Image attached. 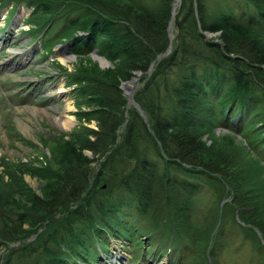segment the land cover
Masks as SVG:
<instances>
[{
    "label": "trees",
    "instance_id": "16d2710c",
    "mask_svg": "<svg viewBox=\"0 0 264 264\" xmlns=\"http://www.w3.org/2000/svg\"><path fill=\"white\" fill-rule=\"evenodd\" d=\"M154 1L158 3L155 7ZM173 1L39 0V3L45 8L56 4L64 9L60 14L65 17L63 24L71 20L74 29V33H68L69 39H73V51L86 53L98 48L106 57L123 61L131 70L146 71L169 45L168 22ZM227 5V9L224 6L209 12L204 0H182L176 8L178 40L171 54L157 60L153 76L144 80L143 87H153V79L156 77L158 82L172 66L181 68V73L171 92L159 101L157 95L153 96L155 100L147 99L138 91L136 99L150 116L148 126L136 107L126 116L128 99L118 82L95 69L74 70L82 94L86 99L91 97L92 106H97L91 115L101 119L97 129L88 128V134L93 133L94 138L88 139L86 145L106 156L99 160L96 171L87 168V163L67 164L57 172L60 188L50 198L23 187L22 195L34 202L40 213L9 211L0 194V244L11 247L12 242L20 243L9 249L4 264H69L70 259L90 257L96 235L104 236L101 224L111 220L119 226L125 205L143 213L154 212V216L160 211L170 216H176L171 214L173 211H185L189 208L188 200L182 201L183 204L176 200L177 196L188 197V193L183 188L180 193L179 185L170 178L172 166L190 163L186 171L196 175L194 165L200 163L208 168L206 171L221 176L234 196L240 193L239 179L233 171L235 161L230 155L211 158L204 153L201 133L196 129L210 118L213 96L220 99L223 108L233 106L245 112L259 96L256 90L264 95V0H228ZM73 14L77 16L73 18ZM236 14L242 15V22L236 19ZM53 17L56 16L50 20ZM201 29L223 30L224 37L222 41L208 38ZM80 31L87 34L82 37ZM125 119L126 126L118 142V128ZM150 147L154 148L153 153ZM151 154L159 156L161 164ZM240 200L248 201L244 197ZM250 205L254 203L244 206ZM253 211L243 209V219L264 231ZM22 216L33 219L32 228L21 227ZM116 230L126 233L121 227ZM20 252L28 253L29 257L21 256ZM194 252L201 254L199 250Z\"/></svg>",
    "mask_w": 264,
    "mask_h": 264
},
{
    "label": "rangeland",
    "instance_id": "374dc122",
    "mask_svg": "<svg viewBox=\"0 0 264 264\" xmlns=\"http://www.w3.org/2000/svg\"><path fill=\"white\" fill-rule=\"evenodd\" d=\"M181 1L176 0L177 7ZM204 1L209 12L218 11L224 6L227 9L228 6V0ZM153 3L154 7L158 4L156 1ZM41 4L39 0H0V194L3 203L12 212L41 211L34 202L22 195L23 187L27 186L29 191L50 198L60 188L56 174L67 164L87 163L86 167L93 170L100 165L101 155L88 148L86 143L88 139L94 138L93 133L88 134V128L97 129L101 119L98 115H91L97 106H92L91 97L86 99L82 94L83 89L74 77L75 69L81 72L91 69L99 71L108 79L118 82L126 98L129 97V91L124 88V83L132 81L133 97L142 91L147 99L155 100L153 96L157 95L158 101L161 96L165 97L166 93L171 92V86L181 73V68L172 66L158 82L156 77L153 79V87H143L144 80L153 76V68L146 71L131 70L123 61L108 57L111 62L102 65L99 57L94 55V50L86 53L73 51L72 44L66 42L74 29L71 20L63 24L65 17L60 14L64 9L58 8L56 4L49 8ZM53 15L55 19L50 20ZM175 15L176 12L168 27V32L173 33L172 49L163 57L171 54L178 40ZM76 16L73 14V18ZM236 19L241 21L242 15L236 14ZM16 23L20 26H15ZM41 25L44 27L40 29ZM210 32L205 36L222 41L223 30ZM80 35L83 37V32ZM98 53L104 55L99 50ZM64 57L70 59L65 60ZM56 87L63 88L57 92ZM24 91L26 93L22 95ZM224 92L225 87L222 88ZM256 92L259 96L255 98L250 113L245 117L242 115L239 123V115L232 113L230 107L223 108L220 99L213 96L210 118L196 128L201 133L204 153L211 158L230 155L237 164L233 171L237 175L236 179H239L240 193L235 195L239 197H234V191L223 183L221 176L206 171L208 168L205 165L193 164L196 166V175L186 171L190 163H182L177 168L172 166L169 176L179 185L178 191L182 193V187L189 193L186 198L177 196L176 201L183 204L182 201L187 199L189 208L171 213L176 216L161 211L154 216L151 211L143 213L128 208L129 212L124 216L126 218L119 224L129 233L119 238L121 245L114 249L124 247L126 255L134 256L133 264H136L142 253V243H138V240L142 242V239L139 233L138 239L133 232L143 228L153 240L165 245L172 243L170 245L176 249L173 250L175 254L182 251V243H189L192 250L202 253L198 256L196 252L191 254L190 250H185L182 260L188 257V264H195V261L196 264H264V243H259V238L257 240V228H248L239 220L236 211H240V219L245 220L242 210L250 213L253 209L255 218L264 226V95L261 90ZM128 105L131 106H127L126 112L136 107L134 103ZM137 110L142 118L145 115L144 123L147 126L151 124L150 116L140 107ZM63 121L70 125L63 126ZM125 124L126 120L121 123L118 132H124ZM150 150L153 153L154 148L150 147ZM151 155L157 157L156 161L161 164L159 156ZM168 192L171 194L170 190ZM242 197L248 201L243 202L240 200ZM249 203L254 205L244 206ZM22 219V228L33 227V219L26 220L24 216ZM262 233L261 238L264 240V231ZM113 236L116 235L101 236L98 233L99 241L96 243L99 246L110 244L116 238ZM13 243L9 245L18 246V243ZM99 246L96 245V248ZM11 247L0 244V264L5 262V255ZM155 247V242L150 243L149 251ZM107 249L99 251V263L87 262L80 257L73 262L104 264L105 252L109 251ZM19 254L29 257L25 252Z\"/></svg>",
    "mask_w": 264,
    "mask_h": 264
},
{
    "label": "bare ground",
    "instance_id": "6f19581e",
    "mask_svg": "<svg viewBox=\"0 0 264 264\" xmlns=\"http://www.w3.org/2000/svg\"><path fill=\"white\" fill-rule=\"evenodd\" d=\"M15 52V51H14ZM17 53V52H16ZM20 52H18L17 54H19ZM64 54L65 53H63V54H61V57H63L64 56ZM95 56H98L99 57V60H100V62H101V64L102 65H107L108 64V61L106 60V59H103V58H101V56H100V54H95ZM27 56H25V58H26ZM25 58H23L22 60H25ZM64 59L65 60H69L70 59V57H64ZM133 84H132V81H128V82H126V83H124V88L127 90V91H129V92H131L132 91V89H133ZM57 89H56V91L57 92H59V91H61L62 90V88L61 87H56ZM52 93V92H51ZM68 122H64L63 121V126H68ZM70 125V124H69ZM118 249H120V248H118ZM117 252V251H116ZM107 257H109L108 259H107V261L108 262H112L113 261V257H111V256H107ZM97 261H98V263L100 262V259L98 258L97 259ZM104 263V262H103ZM105 264V263H104ZM119 264H121V263H119Z\"/></svg>",
    "mask_w": 264,
    "mask_h": 264
},
{
    "label": "water",
    "instance_id": "95a60500",
    "mask_svg": "<svg viewBox=\"0 0 264 264\" xmlns=\"http://www.w3.org/2000/svg\"><path fill=\"white\" fill-rule=\"evenodd\" d=\"M172 35V34H171ZM169 50V49H168ZM101 58H103V59H106L104 56H102ZM107 60V59H106ZM108 61V60H107Z\"/></svg>",
    "mask_w": 264,
    "mask_h": 264
}]
</instances>
